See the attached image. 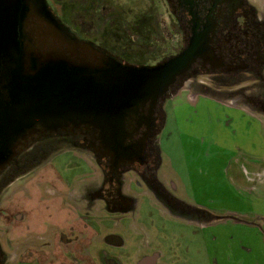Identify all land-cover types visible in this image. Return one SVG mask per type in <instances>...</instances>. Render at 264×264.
I'll list each match as a JSON object with an SVG mask.
<instances>
[{
  "label": "rangeland",
  "instance_id": "1",
  "mask_svg": "<svg viewBox=\"0 0 264 264\" xmlns=\"http://www.w3.org/2000/svg\"><path fill=\"white\" fill-rule=\"evenodd\" d=\"M68 1L49 5L83 35L79 3ZM108 4L110 17H91L94 40L124 63L149 67L174 51L167 37L163 44L154 38L155 0ZM188 87L164 101L156 139L157 177L178 207L127 182L133 210H90L79 196L94 183L98 165L87 153L59 149L0 197L2 264H106L105 256L139 264L149 254L153 264H264V117ZM114 236L123 247L109 246Z\"/></svg>",
  "mask_w": 264,
  "mask_h": 264
},
{
  "label": "flooded vegetation",
  "instance_id": "2",
  "mask_svg": "<svg viewBox=\"0 0 264 264\" xmlns=\"http://www.w3.org/2000/svg\"><path fill=\"white\" fill-rule=\"evenodd\" d=\"M49 2L47 0L48 5ZM75 3H79L77 22L87 26L81 27L83 35L67 26L54 6L49 5V9L72 37L89 46H82L77 54H72L67 43L46 33L44 25L32 31L33 52H40L44 57L57 54L58 57L89 61L105 55L124 63L94 40L91 17H110L112 14L108 0L67 2L73 8ZM155 3L159 29L154 38L163 44L167 37L175 47L174 51L149 67L179 55L192 43L200 51L185 75L177 78V83L170 87L155 107L149 101L141 103L128 115L125 120L126 138L123 150L128 154H116L103 141L101 130L89 123L77 125L67 121L53 128L36 124L32 132L24 131L19 139L23 144L18 145L17 154L0 170V197L28 169L41 163L47 155L59 149L74 148L87 153L99 168L94 183L86 187L85 192L79 196L80 203H85L88 209L125 213L133 210L136 199L131 194L130 186L136 182L154 192L161 202L174 210L179 204L157 177L159 151L156 139L164 123L163 104L166 98L184 89L185 84L189 83L190 90L264 117V0H155ZM117 32L121 31L117 29ZM201 88L209 91L204 92ZM2 100L0 111L4 107V99ZM127 182H130V186ZM191 210L193 212H190L189 218L196 219L197 211ZM210 222L211 220H205L203 223L208 225ZM108 242L112 248L124 246L117 236L109 238ZM5 257L0 245V264ZM104 260L106 264H115L108 256ZM139 261V264L157 262L154 254Z\"/></svg>",
  "mask_w": 264,
  "mask_h": 264
},
{
  "label": "water",
  "instance_id": "3",
  "mask_svg": "<svg viewBox=\"0 0 264 264\" xmlns=\"http://www.w3.org/2000/svg\"><path fill=\"white\" fill-rule=\"evenodd\" d=\"M67 43L72 54L89 46L72 37L47 0H0V170L17 154L24 131L71 121L101 130L118 155L124 150L125 120L142 103L155 107L189 70L200 48L192 43L153 67L121 63L100 55L94 61L43 56L34 51L32 31ZM174 93V92H172ZM24 141V140H23Z\"/></svg>",
  "mask_w": 264,
  "mask_h": 264
},
{
  "label": "crops",
  "instance_id": "4",
  "mask_svg": "<svg viewBox=\"0 0 264 264\" xmlns=\"http://www.w3.org/2000/svg\"><path fill=\"white\" fill-rule=\"evenodd\" d=\"M8 260V259H7Z\"/></svg>",
  "mask_w": 264,
  "mask_h": 264
}]
</instances>
